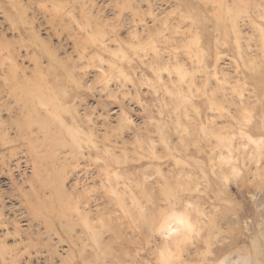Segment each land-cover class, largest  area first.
<instances>
[{
    "label": "rangeland",
    "instance_id": "obj_1",
    "mask_svg": "<svg viewBox=\"0 0 264 264\" xmlns=\"http://www.w3.org/2000/svg\"><path fill=\"white\" fill-rule=\"evenodd\" d=\"M0 264H264V0H0Z\"/></svg>",
    "mask_w": 264,
    "mask_h": 264
}]
</instances>
